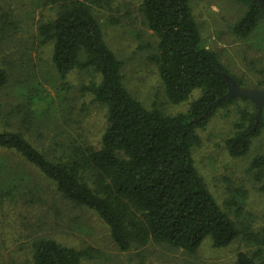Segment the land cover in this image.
I'll use <instances>...</instances> for the list:
<instances>
[{
	"label": "rangeland",
	"instance_id": "1",
	"mask_svg": "<svg viewBox=\"0 0 264 264\" xmlns=\"http://www.w3.org/2000/svg\"><path fill=\"white\" fill-rule=\"evenodd\" d=\"M87 2L107 44L123 62L124 84L131 94L149 109L186 112L200 91L177 104L167 98L150 56L159 38L146 24L143 0ZM191 3L204 45L239 78L238 88L264 90V18L243 38L233 28L246 12L245 4L238 0ZM57 5L56 0H0V68L8 73L0 87V130L21 132L52 158L74 145L98 149L107 126L106 107L81 89L97 81L99 74L75 68L62 77L52 61L53 42L40 35L39 26L56 17ZM237 95L235 102L197 130L200 140L193 156L209 190L238 228L260 231L264 168L253 167L252 160L264 154V111L263 126L249 152L232 156L226 140L236 132L241 110L258 107L252 98ZM43 237L90 249L82 264H235L239 251L250 255L255 251L242 235L225 247H216L206 238L195 252L152 241L122 250L97 212L64 198L54 181L15 150L0 148V264H36L34 242ZM255 258L264 264V254Z\"/></svg>",
	"mask_w": 264,
	"mask_h": 264
},
{
	"label": "trees",
	"instance_id": "2",
	"mask_svg": "<svg viewBox=\"0 0 264 264\" xmlns=\"http://www.w3.org/2000/svg\"><path fill=\"white\" fill-rule=\"evenodd\" d=\"M56 1V17L39 26L40 35L53 42L52 61L62 77L75 68L99 74L81 89L106 107L101 146L74 145L52 158L21 132L5 129L0 130V148L15 150L54 181L64 198L97 212L122 250L152 241L195 252L206 238L225 247L242 235L255 251H239L235 264H258L255 257L264 254V226L260 231L239 229L195 164L197 130L239 98L231 95V84L240 80L204 45L191 0L141 4L147 26L159 38L150 56L169 101L181 103L200 91L188 110L177 114L149 109L131 94L124 84L123 62L107 44L87 0ZM238 1L247 10L233 29L244 38L264 18V3ZM7 80V71L0 68V87ZM258 111L241 110V122L226 140L232 156L249 152L260 134L263 119ZM252 166L264 168V154L255 156ZM89 250L43 237L34 242L33 258L36 264H82Z\"/></svg>",
	"mask_w": 264,
	"mask_h": 264
},
{
	"label": "water",
	"instance_id": "3",
	"mask_svg": "<svg viewBox=\"0 0 264 264\" xmlns=\"http://www.w3.org/2000/svg\"><path fill=\"white\" fill-rule=\"evenodd\" d=\"M241 95L252 98L258 105V115H260L262 106L264 104V90H241L237 86V82L232 80L231 84V95Z\"/></svg>",
	"mask_w": 264,
	"mask_h": 264
}]
</instances>
